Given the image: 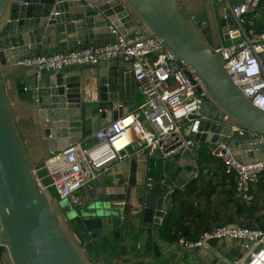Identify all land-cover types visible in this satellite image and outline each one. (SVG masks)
<instances>
[{
	"label": "water",
	"instance_id": "obj_1",
	"mask_svg": "<svg viewBox=\"0 0 264 264\" xmlns=\"http://www.w3.org/2000/svg\"><path fill=\"white\" fill-rule=\"evenodd\" d=\"M199 1L201 5L190 10L184 0H0V243L7 254L1 264H149L153 257L127 262L103 249L116 246L113 240L119 242L122 235L138 242L147 234L146 225L159 230L172 206V191L198 172L188 163L195 157L189 146L164 180L145 186L139 214L123 215L115 204L122 197L107 193L103 183L83 198L80 209L69 205L66 211L40 181L38 162L119 118L125 103L118 101L116 70L109 63L76 67L74 74L42 72L39 79L35 66L19 63L37 56L49 42L61 51L85 47L87 39L107 36L111 42L109 26L157 40L179 65L183 62L193 71L203 88L197 89L204 94L202 118L182 128L185 140L228 143L233 157L244 163L258 158L241 153L237 146L252 139L250 132L264 136V112L241 93L213 50L239 41L238 33L227 32L236 28L230 11L240 0ZM9 88L29 115L30 141L41 152L38 157L29 151L16 121L20 111L12 106ZM232 127L242 129L243 135ZM131 164L134 172L136 161ZM168 248L170 252L181 247ZM188 252L207 264L231 263L219 253L210 254L209 244ZM166 255L162 250L157 257Z\"/></svg>",
	"mask_w": 264,
	"mask_h": 264
},
{
	"label": "built area",
	"instance_id": "obj_2",
	"mask_svg": "<svg viewBox=\"0 0 264 264\" xmlns=\"http://www.w3.org/2000/svg\"><path fill=\"white\" fill-rule=\"evenodd\" d=\"M220 1V0H218ZM260 0H240L231 8L230 14L236 28L228 30V35L239 34V41L213 48L224 61V69L232 82L252 104L264 112V31L245 30V18L255 15ZM113 40L107 44L79 47L75 50L57 51L50 55H37L19 63L35 66L36 78L42 72L65 70L71 67L96 66L119 60L129 67L133 81L138 85L144 102L134 111L125 112L111 123L92 134V143L77 142L52 152L42 162L38 173L44 171L40 181L49 190L53 189L57 200H67L73 209L83 205L93 183L111 167L130 157L128 148L156 149L163 159L181 156L192 140H185L182 128L200 120L203 92L200 81L183 62L166 51L155 39L146 38L142 32L132 35L122 34L109 26ZM189 74V76L187 75ZM239 135L243 130L232 127ZM252 139L237 148L246 155L257 154L251 163L238 161L233 157L228 143L216 142L211 154L220 160L226 174L235 175L236 194L244 202L253 199L251 189L264 174V136L250 132ZM248 149H243V146ZM192 151V150H191ZM198 172L192 174V179ZM152 182L148 178V184ZM171 193V192H170ZM230 239L241 244V256L230 264H264V229L259 227H239L228 224L201 233L194 241L181 238L178 242L185 250L202 249L212 240ZM7 256L0 243V260ZM1 264V262H0ZM8 264H11L8 262Z\"/></svg>",
	"mask_w": 264,
	"mask_h": 264
},
{
	"label": "crops",
	"instance_id": "obj_3",
	"mask_svg": "<svg viewBox=\"0 0 264 264\" xmlns=\"http://www.w3.org/2000/svg\"><path fill=\"white\" fill-rule=\"evenodd\" d=\"M184 1L190 10H194L201 5V1L199 0ZM247 17H252V21L249 24L250 29L248 31L259 32L260 26L264 25V15L261 14V9H259L255 15H248ZM112 40L113 38L111 41ZM86 41L87 44L85 46H95L107 44L110 39L106 36L100 40L91 41L87 39ZM57 51H59V48L56 47L54 43L49 42L47 48L39 49L37 54L50 55ZM262 62L264 66V58ZM109 64L116 70L118 101L125 103L120 106V115L127 111H134L144 102V96L138 88V85L133 81L129 73L128 65L119 60L112 61ZM75 68L76 67L66 68L65 71L74 74V72H76ZM9 98L12 101L13 108L20 111L15 113V117L16 121L21 126L22 135L25 140H27V147L30 152L38 154V157L41 152H38L37 149L32 146V141H30V135L33 129L29 120V115L25 110L23 111L19 107L15 95L10 88ZM92 141V135L80 140V142L86 144H90ZM214 146L215 143H194L192 153H195V157H190V159H188V163L197 166L198 176L202 179V183L206 185L210 183L211 187L215 189L212 196L206 199L198 198L195 201V199H193L194 196L189 198L192 202L194 200L193 205L199 212H203L204 216L202 221L197 219L196 223L193 224L195 220L189 223H191V226L195 227L196 224L199 225L198 230L204 229V227L214 229L226 224L239 227L264 228V183L261 181L259 184L252 187L251 195L253 199L250 203L242 201L237 196L236 192L235 194L232 193L229 179L224 180L221 178L223 169L218 168L220 161L213 159L209 162L202 161L199 163L197 154L204 149L208 150L211 154V150ZM128 153L130 157L120 163L114 164L107 173L99 176L101 178L93 183V188L90 193L94 192L96 189L102 188L101 183H103L107 193L122 197V199L117 200L115 204L123 215L135 216L142 210V204L145 198L144 188L148 184V178H151L152 182L164 180L169 172L173 170V166L182 157L174 156L163 159L156 149L150 147L141 148L136 144L128 148ZM132 160L136 161L134 172H132ZM180 171L181 168H178L177 172ZM42 172L44 174V171ZM187 184L177 189L178 192L174 201L171 199L172 207H175L180 200L187 199V195L185 194ZM146 232L147 234L138 242H132L122 235L119 237V242L115 239L113 240V243L117 244L116 246L112 247L111 245H107L103 251L109 256L118 255L122 260L127 262L137 261L138 259L139 261L148 260L153 257V262L149 264H154L155 260H159L157 256H161L162 250L166 251L167 255L162 257L160 261L163 259L162 262L165 261L167 264H173L174 262L180 264V259L186 257L188 252L182 248L170 250V252H168V249H170L168 247L171 245L161 238L160 229L153 230L152 226L146 225ZM131 234H133V232H131ZM208 244L213 248V253L210 254L219 253L230 262L235 261L241 256V244L239 242H233L231 245L226 244L225 241L212 240ZM134 254H136V256H133ZM189 256L190 261L188 264H207V261L201 257ZM138 264L143 263L140 262ZM182 264H184V262ZM215 264H220L219 260H217Z\"/></svg>",
	"mask_w": 264,
	"mask_h": 264
},
{
	"label": "trees",
	"instance_id": "obj_4",
	"mask_svg": "<svg viewBox=\"0 0 264 264\" xmlns=\"http://www.w3.org/2000/svg\"><path fill=\"white\" fill-rule=\"evenodd\" d=\"M259 9H261V11L264 9V0H260ZM259 31H264V25L260 26ZM197 155H198L199 163L202 161L209 162L210 160L216 159L206 149L201 150ZM218 168L223 169L221 178L224 180L229 179L232 193L235 194L236 192L235 175L232 173L226 174L224 172V167L221 161ZM40 175L41 172L39 173V176ZM261 181L264 183V174L261 175V179L259 183ZM214 190H215L214 187H211L210 183L209 184L207 183V185L203 184L202 179L199 176L196 179H193L191 182H189L185 189V194L187 195V199L180 200L175 207L171 206V208L167 211L166 215L163 217L160 226L161 238L166 242H168L170 245H176L178 244L181 238L187 241L194 242L200 237L202 232L212 230L207 227L198 230L199 225L197 224H196L197 228L195 226H191V223L189 222L195 220V222H193L194 224L196 223L197 219L199 221H202L204 219V216H203V212H199V210L196 209V207L193 205L194 200L192 202V200H190L189 198H191V196H194L193 199H195V201L198 198L206 199L212 196ZM177 192H178L177 190H174L171 193V199L173 201L175 199Z\"/></svg>",
	"mask_w": 264,
	"mask_h": 264
},
{
	"label": "rangeland",
	"instance_id": "obj_5",
	"mask_svg": "<svg viewBox=\"0 0 264 264\" xmlns=\"http://www.w3.org/2000/svg\"><path fill=\"white\" fill-rule=\"evenodd\" d=\"M264 10V9H263ZM261 11V14L262 15H264V11ZM252 17H246L245 18V25H244V28H245V30H249V24H250V22L252 21V19H251ZM34 157V156H33ZM42 166V162H38V164H37V167H38V169L40 168ZM43 176V172H41V175H40V177H42ZM51 192H52V194H53V196H55V192H54V190L53 189H51L50 190ZM68 201L67 200H59V203L60 204H62V207L66 210V211H69V210H71V207L69 206L70 204L69 203H67ZM81 208V207H80ZM79 208V209H80ZM78 210V209H77ZM187 252H188V250H187ZM189 255H191V254H189V252L186 254V257L185 258H182V259H180V264H182L183 262H184V264H188V262L190 261V256ZM163 260V259H162ZM162 260L160 261V260H158V261H154V264H167V262H165V261H163L162 262ZM169 264H172V263H169ZM173 264H179L178 262L177 263H173Z\"/></svg>",
	"mask_w": 264,
	"mask_h": 264
},
{
	"label": "flooded vegetation",
	"instance_id": "obj_6",
	"mask_svg": "<svg viewBox=\"0 0 264 264\" xmlns=\"http://www.w3.org/2000/svg\"><path fill=\"white\" fill-rule=\"evenodd\" d=\"M67 222H68V224H69L70 227H72L74 225V223H75L74 221H71V220H67Z\"/></svg>",
	"mask_w": 264,
	"mask_h": 264
}]
</instances>
